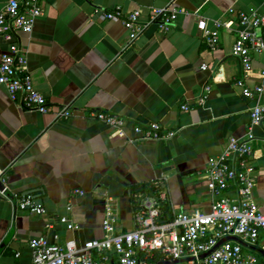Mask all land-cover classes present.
<instances>
[{
	"label": "crops",
	"instance_id": "obj_1",
	"mask_svg": "<svg viewBox=\"0 0 264 264\" xmlns=\"http://www.w3.org/2000/svg\"><path fill=\"white\" fill-rule=\"evenodd\" d=\"M8 2L0 0V14ZM41 6L42 17L22 42L34 85L52 113L23 109L0 87V177L8 188L7 196H0V264H31L30 242L42 236L62 246L103 239L109 216L117 221V233L134 230L139 198L154 196L158 180L168 190L163 222L180 213H209L210 160L231 139L249 135L256 168L253 198L264 214V122L252 125L251 119L253 108L264 107V95L244 96L246 88L262 82L264 53L252 54L247 77L233 55L239 14L264 16V0H42ZM166 7L179 11L171 30L163 33L151 25L136 39L121 21H105L99 14L139 12L145 25L152 9ZM202 20L213 31L222 23L214 51L199 29ZM7 49L0 38V59ZM207 86L208 99L198 106ZM184 105L190 110L183 111ZM65 108L73 117L58 118ZM90 112L122 117L125 134L91 119ZM151 124L177 136L131 141L138 140L134 127ZM77 189L86 195L75 196ZM28 195L42 201L44 215L18 208L16 196ZM64 217L78 228L69 231L60 223ZM263 243L262 238L257 249ZM172 261L164 256L158 263Z\"/></svg>",
	"mask_w": 264,
	"mask_h": 264
},
{
	"label": "built area",
	"instance_id": "obj_2",
	"mask_svg": "<svg viewBox=\"0 0 264 264\" xmlns=\"http://www.w3.org/2000/svg\"><path fill=\"white\" fill-rule=\"evenodd\" d=\"M42 0H9L0 14V38L8 44L7 51L0 59V87H5L10 100L19 107L38 114L52 113L46 96L36 89L33 74L29 67L28 51L22 42V35H31L36 22L43 15ZM105 21H121L128 30L131 39H136L151 25L159 31L168 33L174 26L179 11L166 7L152 9L149 22L141 23L139 12L124 16L121 10L101 11ZM240 28L233 47V55L238 58L247 74L252 69L255 52L264 53V16L256 12L241 13L238 16ZM209 30L207 22H199V29L211 50H216L220 43L219 28ZM208 70L207 65L201 66ZM262 82L256 88L244 90V96L253 98L264 95V70ZM243 85L242 83H240ZM211 92V87L204 88L203 95L197 101L203 106ZM183 111L190 107L184 105ZM89 116L117 133L125 134L127 121L122 117L106 112H90ZM60 119L73 117V112L62 109L57 113ZM252 125L264 122V107L257 106L251 111ZM134 133L140 141H169L177 136L175 131H167L160 124H151L146 128L134 127ZM254 137L247 140L231 139L224 152L211 159L209 163V188L214 201L209 213H180L171 220L163 222V210L168 202V190L164 181L158 180L153 186L157 190L154 196L147 197L135 215L136 228L126 233L116 232V219L107 217L103 222L105 237L92 240L80 246L74 240L65 245L52 243L46 236L30 242L32 249L31 264H146L145 259L155 252L161 253L181 264H264L260 253L253 251L239 242L228 240L238 238L251 248H258L264 239V214L253 198L256 187L254 174L256 168L251 164L254 157ZM0 196L8 193L6 180L0 177ZM236 192L235 197L227 195ZM75 196H85L84 190L77 189ZM102 198L112 201L106 192H99ZM19 209H31L33 213L44 215L46 211L37 207L28 195L16 196ZM140 199V198H139ZM69 211L72 210L70 206ZM69 231L78 227L68 217L60 220ZM261 251L264 252V243Z\"/></svg>",
	"mask_w": 264,
	"mask_h": 264
},
{
	"label": "water",
	"instance_id": "obj_3",
	"mask_svg": "<svg viewBox=\"0 0 264 264\" xmlns=\"http://www.w3.org/2000/svg\"><path fill=\"white\" fill-rule=\"evenodd\" d=\"M1 187V186H0ZM148 196H142L140 197L139 199V203L141 204ZM36 206L37 207H43V203L42 201H39L38 203H36ZM172 218V217H171ZM228 240H233V241H236V242H239L241 243L242 245H244L245 247L249 248V249H252L253 251L255 252H258L260 253L263 257H264V252H262L260 249H257V248H251L249 247L248 245H246L244 242H242L240 239L238 238H229ZM180 263L179 261H172V262H161V263H158V264H178Z\"/></svg>",
	"mask_w": 264,
	"mask_h": 264
},
{
	"label": "trees",
	"instance_id": "obj_4",
	"mask_svg": "<svg viewBox=\"0 0 264 264\" xmlns=\"http://www.w3.org/2000/svg\"><path fill=\"white\" fill-rule=\"evenodd\" d=\"M164 257L163 254L155 252L151 257L147 258V263L149 264H156L158 263L160 260H162Z\"/></svg>",
	"mask_w": 264,
	"mask_h": 264
}]
</instances>
